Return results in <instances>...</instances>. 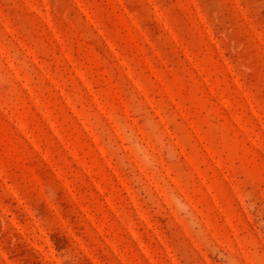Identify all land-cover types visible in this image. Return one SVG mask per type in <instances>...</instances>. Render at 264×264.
<instances>
[{
	"label": "rangeland",
	"instance_id": "rangeland-1",
	"mask_svg": "<svg viewBox=\"0 0 264 264\" xmlns=\"http://www.w3.org/2000/svg\"><path fill=\"white\" fill-rule=\"evenodd\" d=\"M0 264H264V0H0Z\"/></svg>",
	"mask_w": 264,
	"mask_h": 264
}]
</instances>
